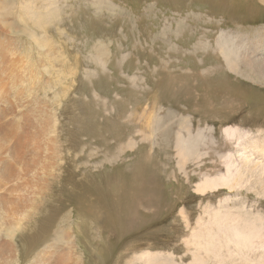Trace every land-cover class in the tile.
<instances>
[{"label":"rangeland","instance_id":"1","mask_svg":"<svg viewBox=\"0 0 264 264\" xmlns=\"http://www.w3.org/2000/svg\"><path fill=\"white\" fill-rule=\"evenodd\" d=\"M256 2L0 0V264H264L258 172L200 190L264 145ZM233 223L248 251L202 250Z\"/></svg>","mask_w":264,"mask_h":264},{"label":"bare ground","instance_id":"2","mask_svg":"<svg viewBox=\"0 0 264 264\" xmlns=\"http://www.w3.org/2000/svg\"><path fill=\"white\" fill-rule=\"evenodd\" d=\"M263 0H259V3H261ZM233 47V46H232ZM260 47V46H259ZM236 48V47H235ZM250 48H251V46H250ZM241 47H238L237 48V50H235L236 51V55H237V57H238V59L241 61V62H243L244 64H245V66H246V69H250L251 68V70H253V71H255L259 76H261V77H263L262 79L264 80V48H262V51H261V53H260V55H258V56H255L254 58H251L250 57V55L252 54L250 51H241ZM252 49V48H251ZM223 51V50H222ZM238 51V52H237ZM242 52H244L243 54H242ZM2 58V57H1ZM4 60H5V58H4ZM3 60V61H4ZM238 60V61H239ZM2 63V62H1ZM5 63V62H4ZM2 66V65H1ZM6 68V67H5ZM3 66H2V68L1 69H3L2 71H6V69H5ZM245 69V70H246ZM242 74V73H241ZM249 76V75H248ZM6 132V131H5ZM226 133H228V131H226ZM10 134V136L7 138L8 140L9 139H11V140H13V142L15 143V145H13L14 147H13V151H16L18 154L20 153V150H21V147H20V142H19V140L17 139V137H16V135L13 133V134H11V133H9ZM233 134V133H232ZM7 136V135H6ZM10 140V141H11ZM262 142H264L263 140H262ZM252 143H254L253 144V146L252 147H247V146H242V151H240V152H237V154L239 155V156H237L238 158H239V160H240V167L239 168H234L235 169V171H231L230 170V168L228 169V177H229V179L228 178H225V179H223V178H219V184H216V185H214L213 184V181L212 182H208L207 184L206 183H204L205 185L203 186V188H200V190H205L206 188H208V187H210L209 189L211 190H213V188L215 189L217 186H219L220 184H223V185H227V186H231L232 187V184H233V182L236 180V179H240V178H242L243 177V175H244V170L245 171H250V172H254V173H257L258 172V178H259V181H260V179L261 180H263L262 182H260V183H258L259 184V187H260V185H261V188H263V186H264V177H260L259 176V172H260V175L261 176H264V145H258V143L256 142V141H253ZM260 143V142H259ZM17 144H19L17 147H16V145ZM250 146V145H249ZM248 148H250V150H248ZM232 166H234L233 164H232ZM46 169V168H45ZM231 172H233V173H231ZM249 172V173H250ZM248 176H249V174H248ZM251 177V176H250ZM255 177V176H254ZM256 179V178H255ZM235 184H237V183H235ZM253 184V183H252ZM264 189V188H263ZM16 199V198H15ZM15 203L16 202H14L13 201V203H12V206H9V209H11L10 207H14L15 206ZM3 206V205H2ZM6 206H7V204H6ZM6 206H5V208H6ZM231 213V212H230ZM218 214V213H217ZM244 216H245V214H244ZM249 219V218H248ZM252 226V225H251ZM221 227V226H220ZM227 229H228V233H225V231L223 232V230H221L220 228V230H221V237H220V241H218L215 237H216V234L218 233V232H211V231H209V230H207L206 232H205V236H204V240H209V241H205L204 243V245L202 244L201 245V248H202V250L204 249L203 248V246H206V245H210V246H212V248L213 247H215L216 246V244H214L215 242L220 246V248H217V250H216V248L215 249H213V250H216L215 252L217 253V251L218 252H221V247H222V245L223 246H225V248L226 249H228V246H232V249L230 248L229 250L230 251H232V252H234V253H232L233 255L234 254H236V253H241V252H243V251H248V248L250 247V246H246V245H252L251 243V241H253V239H252V235L250 234V232L249 231H242L236 224H232V225H229V226H227L226 227ZM203 230V229H202ZM13 231V230H12ZM198 234V233H197ZM198 236V235H197ZM199 237V236H198ZM197 238V237H196ZM200 239V238H199ZM4 240V239H3ZM262 243V242H261ZM4 243H1L0 244V251H2L4 248H5V246L3 245ZM66 244V243H65ZM70 242H67V244H66V249L64 250V254L62 253V252H60V253H57V254H55V256L53 255V253H49V255L47 256V258L45 259V264H73L74 262L72 261V262H70V259H71V254H72V252H71V249L69 248V246H70ZM200 244V243H199ZM199 244H197V245H199ZM2 245H3V247H2ZM210 246L208 247V248H210ZM244 246V247H243ZM198 248H200V246L198 247ZM222 248H224V247H222ZM253 248V247H252ZM211 249V248H210ZM255 249V248H254ZM47 250H49V249H47ZM211 251H212V249H211ZM238 255V254H237ZM241 255V254H240ZM264 255V254H263ZM263 255H260V258L262 259V257H263ZM247 256V255H246ZM155 257V256H154ZM257 257H259V256H257ZM242 258V257H241ZM246 258V257H245ZM244 258V259H245ZM243 259V258H242ZM260 259V260H261ZM140 260H143V262L145 263V264H149L150 263V258H149V255L148 254H144V255H142L141 257H140ZM154 260V259H153ZM158 260V259H157ZM156 260V261H157ZM219 260H221V259H218V261ZM252 260V259H251ZM155 261V260H154ZM223 261H224V259H223ZM243 261V260H242ZM245 261V260H244ZM220 262V261H219ZM246 262H248V261H246ZM253 262V261H252ZM221 263V262H220ZM260 263H262V262H260ZM157 264V263H156ZM223 264V263H222ZM259 264V263H258Z\"/></svg>","mask_w":264,"mask_h":264},{"label":"flooded vegetation","instance_id":"3","mask_svg":"<svg viewBox=\"0 0 264 264\" xmlns=\"http://www.w3.org/2000/svg\"><path fill=\"white\" fill-rule=\"evenodd\" d=\"M234 1H236V0H228V2H229V4H235V3H232V2H234ZM238 2H239V0H237ZM243 1H248V0H243ZM257 3V2H256ZM258 5H257V7L259 8H261V10H264V4H260V3H257ZM228 6V5H227ZM230 8H232V10H236L237 12H241V10H242V8L241 9H237V8H233V7H230ZM259 8V9H260ZM222 9V12H225V11H223V10H227V11H229V12H232L230 9H229V6L228 7H222L221 8ZM220 16L221 17H225V19H224V21H223V26L226 28V30H227V28H230V30L229 31H227V32H231V33H234V32H237V31H235V30H237V29H239V30H242L241 28H243V27H248V26H250V25H254L255 26V24H249V23H246L245 25L246 26H244V24H242V23H238V24H234V22L232 23L231 22V20H230V18H229V16L227 15V14H224V13H221L220 12ZM264 16V13L262 14V16L261 17H263ZM236 21H238V20H236ZM258 21V20H257ZM251 27V26H250ZM225 30V31H226Z\"/></svg>","mask_w":264,"mask_h":264}]
</instances>
